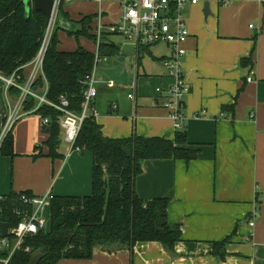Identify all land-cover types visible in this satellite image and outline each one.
Instances as JSON below:
<instances>
[{"label":"crops","instance_id":"crops-1","mask_svg":"<svg viewBox=\"0 0 264 264\" xmlns=\"http://www.w3.org/2000/svg\"><path fill=\"white\" fill-rule=\"evenodd\" d=\"M62 9L66 22L75 26L92 17L91 35L98 11L104 25L119 14L116 1L64 0ZM185 17L189 37L182 64L191 91L183 100L182 130L198 155L189 163L144 161L135 180L140 199H168L167 222L180 226V240L172 253L159 243H138L132 253L96 247L90 260L57 264H264V0H230L225 7L204 0L187 8ZM58 33L69 40L65 31ZM108 38L119 52L95 65L97 94L90 104L103 136L173 140V123L162 106L166 95L156 92L173 83L162 65L169 48L153 46L136 55L121 36ZM65 43L58 40L57 50L73 52L79 46L96 52L95 42L85 37L75 39L77 46ZM242 59H250L252 66L242 68ZM15 99L11 91L4 94L0 81V126L7 103ZM45 130L37 114L17 121L10 134L14 156L0 155V196H90L91 155L68 154V145L62 144L57 150L61 157L48 158ZM224 240L228 244L221 260L212 255L213 244Z\"/></svg>","mask_w":264,"mask_h":264},{"label":"trees","instance_id":"trees-1","mask_svg":"<svg viewBox=\"0 0 264 264\" xmlns=\"http://www.w3.org/2000/svg\"><path fill=\"white\" fill-rule=\"evenodd\" d=\"M62 4L59 16L67 21ZM92 17H84L73 31L66 32L76 40L85 37L95 42L89 33ZM45 17L30 8L23 0H0V73L5 76L23 74L19 70L36 55L43 34ZM55 31L43 62L44 80L38 79L33 89L39 92L47 84L46 100L59 104L60 97L68 102V110L80 114L86 80L94 68V54L81 47L73 52L57 50ZM110 34H103L98 46V56L109 58L118 54V48L109 41ZM147 48H142L145 51ZM241 67L252 66L250 59H242ZM18 96L19 92L12 89ZM35 107V100L28 98L24 112ZM232 110L233 106L225 108ZM225 111V110H224ZM41 119H48L47 157L58 159L60 144V119L56 109L42 105L36 111ZM175 131L173 140L164 138L109 139L103 136L101 127L93 117L85 119L76 137L74 147L88 152L92 157L91 194L84 198L55 197L50 203L46 230L25 239L22 249L16 252L10 264H29L36 252L43 254L38 264H57L63 260L87 261L94 248L119 247L132 253L138 243H159L172 253L180 240V226L167 222L168 199L150 201L140 199L135 191V180L141 173L144 161L179 160L189 163L197 158L195 150L187 141L186 132ZM0 155L12 158L13 140L9 135L4 141ZM21 194V193H20ZM31 196L29 193H24ZM18 194H10L4 203L2 221L13 227L19 221L11 208ZM227 240L213 244L212 255L225 259ZM28 249L29 252L24 250Z\"/></svg>","mask_w":264,"mask_h":264},{"label":"built area","instance_id":"built-area-1","mask_svg":"<svg viewBox=\"0 0 264 264\" xmlns=\"http://www.w3.org/2000/svg\"><path fill=\"white\" fill-rule=\"evenodd\" d=\"M64 0H54L51 15L47 25H44L43 34L40 39L38 51L34 58L19 70L27 69L26 74H17L15 71L10 76L0 73V81L3 83L4 94H8L12 89L19 92L15 103H7V113L3 117L0 126V151L6 138L17 121L25 115L36 114L42 105L56 109L62 114L60 128L65 144L68 145V154L72 151H79L74 147L76 137L85 119L93 117L96 119L97 113L91 109V101L96 97L97 91L93 80V72L85 82L86 90L83 95L80 114L72 113L68 110V102L64 97H60L59 104L54 105L45 98L47 84L44 82L43 88L36 92L33 87L38 79L44 80L43 62L54 36L55 22L59 14V8ZM98 5L103 2L116 1L119 7L118 19L104 25L102 23V12L98 11L97 24L93 36L95 37L96 52L94 53L95 65L106 58L98 56V46L103 34L121 36L130 43L136 52L142 48L153 46H166L170 53L163 59L162 65L167 72L169 79L173 83L163 92L160 88L156 92L166 95V100L162 104L168 110L169 118L173 123L175 131L183 127L185 117L182 114L180 103L189 95L191 86L185 77L182 59L186 55L184 45L189 37L185 11L189 7L196 6L204 0H90ZM210 1V0H208ZM220 6H227L230 0H213ZM261 2V1H260ZM252 28V26H249ZM94 70V68H93ZM252 78H247L251 82ZM45 81V80H44ZM28 98L35 100V107L24 112L23 106ZM133 100L134 94L128 95ZM8 102V101H7ZM113 108H115L113 106ZM41 119V118H40ZM41 124L45 127L48 119H41ZM54 196L47 192L43 196H29L24 193L18 194L11 208L13 216L18 218V222L13 227L8 225L6 237H2L0 229V264H10L12 256L22 249L25 239L37 234L41 230H46L48 226V211ZM7 197L0 196V204L6 201ZM3 210L0 207V225L6 223L2 221ZM253 222L249 223L253 227ZM29 252L28 249L24 250Z\"/></svg>","mask_w":264,"mask_h":264},{"label":"water","instance_id":"water-1","mask_svg":"<svg viewBox=\"0 0 264 264\" xmlns=\"http://www.w3.org/2000/svg\"><path fill=\"white\" fill-rule=\"evenodd\" d=\"M53 3H54V0H23V4L26 7L27 11L30 8H33L34 11L43 14V16L45 17V25H47V23L49 21L51 11H52V7H53ZM75 28H76V26L74 24L72 25V24L67 23L58 14L56 22H55L54 33H55V31H57V29L65 31V32H70V31H73ZM180 106L182 107V109H184L185 103L181 102ZM45 133H48L47 129L45 130ZM0 229H1L2 237H6L8 224L2 223L0 225ZM43 257H44L43 254H41L40 252H36L32 255V257L29 261V264H38Z\"/></svg>","mask_w":264,"mask_h":264},{"label":"rangeland","instance_id":"rangeland-1","mask_svg":"<svg viewBox=\"0 0 264 264\" xmlns=\"http://www.w3.org/2000/svg\"><path fill=\"white\" fill-rule=\"evenodd\" d=\"M58 35V40L60 41V42H66L65 43V46L68 48V47H72V46H74V45H76L77 46V44L75 43V39H74V37L73 38H71L72 36H70V38L68 37L67 39H69L68 41H65V39H63L62 40V34H60V33H58L57 34ZM134 48V47H133ZM62 144H65L64 143V141H63V137H62V134L60 135V144H59V146L60 145H62Z\"/></svg>","mask_w":264,"mask_h":264}]
</instances>
